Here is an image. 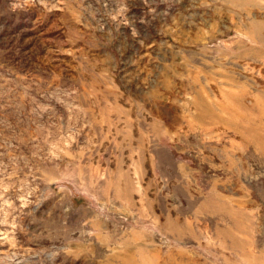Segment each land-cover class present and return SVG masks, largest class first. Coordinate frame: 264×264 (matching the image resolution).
<instances>
[{
  "label": "rangeland",
  "instance_id": "obj_1",
  "mask_svg": "<svg viewBox=\"0 0 264 264\" xmlns=\"http://www.w3.org/2000/svg\"><path fill=\"white\" fill-rule=\"evenodd\" d=\"M0 264H264V0H0Z\"/></svg>",
  "mask_w": 264,
  "mask_h": 264
}]
</instances>
